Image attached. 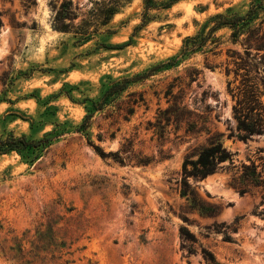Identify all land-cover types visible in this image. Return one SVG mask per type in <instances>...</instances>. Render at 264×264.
<instances>
[{"label":"rangeland","instance_id":"374dc122","mask_svg":"<svg viewBox=\"0 0 264 264\" xmlns=\"http://www.w3.org/2000/svg\"><path fill=\"white\" fill-rule=\"evenodd\" d=\"M60 1L0 0V137L50 139L0 155V264H205L202 248L219 264H264V189L233 186L242 165L264 179V134L228 138L238 101L254 91L264 105V64L227 28L219 45L179 56L211 16H242L250 0H158L168 7L145 23L143 0H130L85 43L53 30ZM71 2L79 15L90 7ZM214 135L231 161L189 180L195 205L179 193L181 167ZM181 226L195 240L182 243Z\"/></svg>","mask_w":264,"mask_h":264},{"label":"trees","instance_id":"16d2710c","mask_svg":"<svg viewBox=\"0 0 264 264\" xmlns=\"http://www.w3.org/2000/svg\"><path fill=\"white\" fill-rule=\"evenodd\" d=\"M130 0H88L90 7L84 13L79 15L75 11L71 0H61L52 6V28L62 33H70L78 39V42L85 43L93 39L100 33H109V29H105L117 11ZM169 3H162L158 0H143L142 22L148 21L147 12L150 9L167 8ZM78 22L74 23L75 20ZM210 24L206 33H196L193 36H187L182 40L179 56L181 58L188 57L197 50L203 48L210 42L220 43L217 39H213V34L220 29H230V42L239 44L246 56H251L254 52L255 59L258 58L264 64V0H250L247 11L244 15H226L215 14L208 19ZM254 59V58H253ZM260 61L258 64H260ZM175 60L168 61L167 65H173ZM158 64L152 67L143 75H136L132 78H123L120 81L113 82L111 86L102 94L98 101L92 102L94 110H101L106 104L108 98L114 94L120 93L127 87V83L138 80L150 75L154 70L162 67ZM92 113L84 116L77 131L81 132L88 128L89 120ZM233 117L236 121L237 135L229 134L228 138L235 137L238 140L246 141L254 135L264 134V105L259 101V96L254 92H250L246 103L238 101L233 107ZM220 135L210 137L206 145L202 146L196 153V158L187 157L181 167V177L179 183V193L181 196L190 199L196 205L197 198L195 196L192 185L189 180H202L206 176L211 175L221 169V164L225 161H231V153L223 146L220 141ZM50 139L44 137L39 140L28 139L24 135L13 136L12 134L0 137V155L11 151H20L28 148H36L43 143H48ZM100 157L104 155L99 149ZM108 153L107 156H112ZM233 186L239 189L240 194L250 192L251 189H264V179L255 171L253 165H242V174L239 183L233 181ZM200 210L203 211L201 203H197ZM211 209V208H210ZM210 213L215 211L211 209ZM181 242H187V238L194 237L188 230L181 226L179 228ZM195 242V241H193ZM181 248H184L183 245ZM201 257L205 264H219L216 262L212 254L206 249H201ZM192 254L187 250V255Z\"/></svg>","mask_w":264,"mask_h":264}]
</instances>
